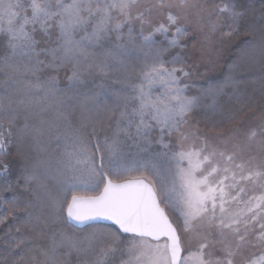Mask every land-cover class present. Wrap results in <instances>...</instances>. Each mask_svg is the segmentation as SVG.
Here are the masks:
<instances>
[{
  "label": "snow or ice",
  "instance_id": "1",
  "mask_svg": "<svg viewBox=\"0 0 264 264\" xmlns=\"http://www.w3.org/2000/svg\"><path fill=\"white\" fill-rule=\"evenodd\" d=\"M254 11L0 0V264H264ZM242 32L225 78L197 83L204 45Z\"/></svg>",
  "mask_w": 264,
  "mask_h": 264
},
{
  "label": "rangeland",
  "instance_id": "2",
  "mask_svg": "<svg viewBox=\"0 0 264 264\" xmlns=\"http://www.w3.org/2000/svg\"><path fill=\"white\" fill-rule=\"evenodd\" d=\"M245 3L250 4L253 8L262 4V0H245ZM229 41L221 44L218 40H214L211 44H205L203 51L199 53V73L200 76L197 79V83H202L205 80H209L215 77L217 73L222 69L221 62L225 53V49L228 46ZM15 171V169H14ZM84 195H91L92 193L81 190Z\"/></svg>",
  "mask_w": 264,
  "mask_h": 264
},
{
  "label": "trees",
  "instance_id": "3",
  "mask_svg": "<svg viewBox=\"0 0 264 264\" xmlns=\"http://www.w3.org/2000/svg\"><path fill=\"white\" fill-rule=\"evenodd\" d=\"M254 11V16L256 21L258 22L260 19V9H261V4L256 6L255 8H253ZM245 35L242 32L239 36L235 37L234 39H231L229 41L228 46L226 47V51L224 53V56L222 58L223 62H221V66L222 69L217 73V75L215 77H212L209 80H205V81H209V82H219L222 81L225 76L227 75L229 68L228 66L232 63V61L235 59V54L237 51V48L241 45V41H243L245 39ZM246 74H251V75H255L256 76V86L258 87L259 85V70L257 69L254 73H246ZM205 81H203L201 84H203ZM87 192V191H86ZM81 195H84L80 192ZM4 195H10L9 193H4ZM70 198V197H69Z\"/></svg>",
  "mask_w": 264,
  "mask_h": 264
}]
</instances>
